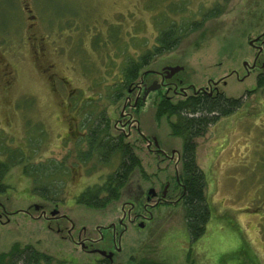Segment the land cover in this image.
<instances>
[{
    "label": "rangeland",
    "instance_id": "374dc122",
    "mask_svg": "<svg viewBox=\"0 0 264 264\" xmlns=\"http://www.w3.org/2000/svg\"><path fill=\"white\" fill-rule=\"evenodd\" d=\"M219 3V15L154 56L116 98L123 67L151 48L163 27L201 20ZM170 65L183 69L165 79ZM260 73L264 0H3L0 158L12 144L23 147L32 163L63 161L64 166L57 171L50 164L56 193L50 198L34 191L22 165L5 176L11 188L0 193V253L15 243L32 244L62 264H109L94 249L109 250L115 238L113 264H264ZM154 81L160 88L143 100L144 87ZM199 90L243 97V104L196 138L211 217L204 235L191 242L182 201L149 206L150 213L144 211L149 218L134 220L125 213L135 198L145 202L151 187L158 191L168 180L169 199L181 194L174 177L182 170L183 139L171 130L174 115L157 117V102L163 95L177 101ZM102 113L110 132L123 134L141 164L118 199L94 208L77 203L76 196L101 183L118 160L113 165L94 157L84 163L78 148H86L80 142L85 119ZM140 211L135 205L132 213Z\"/></svg>",
    "mask_w": 264,
    "mask_h": 264
},
{
    "label": "trees",
    "instance_id": "16d2710c",
    "mask_svg": "<svg viewBox=\"0 0 264 264\" xmlns=\"http://www.w3.org/2000/svg\"><path fill=\"white\" fill-rule=\"evenodd\" d=\"M223 11L219 3L203 12L201 20L187 22L186 25H178L170 21L163 27L151 48L138 58L130 60L123 67V77L118 82L116 98H120L124 91L135 83L142 68L150 63L156 55L170 51L177 46L186 36L188 31L199 28L206 20L219 15ZM264 86V74L257 77V87ZM140 103H138L139 105ZM243 104V97L227 96L223 91L210 93L205 90L194 91L177 101L163 95L157 102V117L164 114L174 115L175 121H170L171 130L174 135L183 139L181 152V185L182 191L178 202L182 201L185 210V220L191 242L198 240L204 235L207 223L211 217V209L206 198L207 180L205 172L197 163L196 138L202 136L211 124L220 118L234 113ZM94 119L83 122L84 131L80 142L86 144V148L80 149V160L87 161L97 158L98 163H112L118 160V165L108 173L101 183L86 187L76 196V202L88 207L103 208L110 201L116 200L121 195V188L128 181L132 171L140 166L141 161L135 153L134 147L125 142L123 134L113 135L110 132L109 118L102 113ZM88 119V118H87ZM8 145V146H7ZM5 158H0V193L6 192L11 185L4 181L5 176L12 167L22 165L23 172L32 177L35 185L34 191L48 198L56 195L51 174H54L51 165L58 171L64 166L60 163H32L27 157L23 147H12V144L4 146ZM56 171V172H57ZM63 261L55 262L53 255L40 251L32 244L19 245L15 243L9 251L0 253V264H62ZM152 263V262H151ZM155 264H175L168 262H155ZM188 264H194L189 261Z\"/></svg>",
    "mask_w": 264,
    "mask_h": 264
},
{
    "label": "flooded vegetation",
    "instance_id": "af4514ba",
    "mask_svg": "<svg viewBox=\"0 0 264 264\" xmlns=\"http://www.w3.org/2000/svg\"><path fill=\"white\" fill-rule=\"evenodd\" d=\"M2 2H3V0H0V5L2 4ZM162 76L165 79L168 78L166 76V73L165 72H163ZM155 149L157 151H160L161 150L159 147H156ZM169 157H170V159H172L173 158V155H170ZM178 159L181 160V154H178ZM181 183H182V181H181L180 174L176 172L175 173V177H174V185L176 184L177 186H179V187L182 188ZM166 185H168V186H167L166 194L164 196L163 195V191H164ZM169 186H171V185H170V181L168 180L163 185V188H161L160 190L157 191L154 188L156 193H154V192L149 193V190H148V192L145 194V198H146L145 202H142V199L140 198V196H139V198H135V201H133L131 203L132 204L131 209L128 212H126L125 215H127L128 217H133L134 220H136L137 218L140 219L141 217L149 218V216H147L146 213H144V211L150 213L149 206L150 207H154V206L159 205L161 203H172V204L173 203H176V202L178 203L179 196H178L177 200H174V201H172V199H169V197H168ZM152 201H154V202H152ZM135 205H137L138 209L139 210H142V212L140 211V212L132 213L133 212V207H135ZM135 211H137V208H136ZM113 230H114V234H115V229H113ZM114 243H115V238L113 240V244L110 245V246H108V247H106L109 250L106 251L104 249L95 248L94 249L95 250L94 252L98 253L102 257V260L104 262H108L109 264H113V258L116 257V254H114L113 251H115V249L118 248V246L116 247V245ZM103 252H104V254H103ZM110 252H113V258H112V260L110 258H108L107 255H106V254H108Z\"/></svg>",
    "mask_w": 264,
    "mask_h": 264
},
{
    "label": "water",
    "instance_id": "95a60500",
    "mask_svg": "<svg viewBox=\"0 0 264 264\" xmlns=\"http://www.w3.org/2000/svg\"><path fill=\"white\" fill-rule=\"evenodd\" d=\"M182 69H183V66H181V65H174V66L170 65V66H166V67L164 68V72L166 73V76H167V77H171V76H173L175 73L179 72V71L182 70ZM160 86H161V83L158 82V81H154L151 85L146 86V87H145V90H144V93H143V100L146 99V97L148 96V94H149L151 91L160 88ZM154 141H155V144H156V146H157V145H158V142H157L156 138L154 139ZM167 186H168V185L165 186V189H164V191H163V195H164V196H165V194H166ZM151 192L156 193L154 188H150V189H149V193H151ZM36 207H39V206H36ZM56 212H58V209H55V210L53 211V213H56ZM140 225H143V223H141ZM103 254H104V252H103ZM106 255H107L108 258H110V259L112 260V258H113V252H110V253H108V254H106Z\"/></svg>",
    "mask_w": 264,
    "mask_h": 264
}]
</instances>
